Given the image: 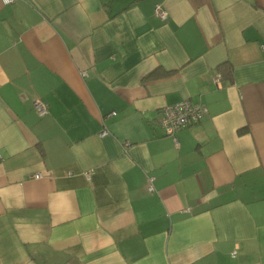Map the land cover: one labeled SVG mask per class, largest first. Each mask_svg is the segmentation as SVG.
<instances>
[{
	"label": "crops",
	"instance_id": "obj_1",
	"mask_svg": "<svg viewBox=\"0 0 264 264\" xmlns=\"http://www.w3.org/2000/svg\"><path fill=\"white\" fill-rule=\"evenodd\" d=\"M0 264H264V0H0Z\"/></svg>",
	"mask_w": 264,
	"mask_h": 264
},
{
	"label": "built area",
	"instance_id": "obj_2",
	"mask_svg": "<svg viewBox=\"0 0 264 264\" xmlns=\"http://www.w3.org/2000/svg\"><path fill=\"white\" fill-rule=\"evenodd\" d=\"M16 0H3L4 4L14 3ZM156 14L164 21H166L169 17L168 11L163 7L161 3H157L155 6ZM83 76L87 75L86 71L82 72ZM221 77L217 76L214 78V82L216 84H220ZM34 108L39 116L43 117L49 113V105L46 101L37 98L34 101ZM208 112V108L203 103H196L190 100L180 101L178 103L172 105H166L162 108L160 126L163 129L164 133L170 136L173 139L174 144L178 147L180 145L179 138L177 134L184 128L190 127L192 125L197 124L202 120L205 114ZM113 115L116 112L112 113ZM107 130L102 132L106 134ZM129 143H125V147H127ZM36 179L41 178V173H36L34 175ZM87 177H90V174H87ZM154 177H149L148 188L150 191H154ZM233 256L236 255V251L232 253Z\"/></svg>",
	"mask_w": 264,
	"mask_h": 264
},
{
	"label": "trees",
	"instance_id": "obj_3",
	"mask_svg": "<svg viewBox=\"0 0 264 264\" xmlns=\"http://www.w3.org/2000/svg\"><path fill=\"white\" fill-rule=\"evenodd\" d=\"M177 136H178V134H177ZM179 138V137H178Z\"/></svg>",
	"mask_w": 264,
	"mask_h": 264
}]
</instances>
